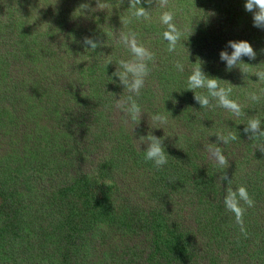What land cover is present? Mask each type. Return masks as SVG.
Wrapping results in <instances>:
<instances>
[{"label": "rangeland", "instance_id": "374dc122", "mask_svg": "<svg viewBox=\"0 0 264 264\" xmlns=\"http://www.w3.org/2000/svg\"><path fill=\"white\" fill-rule=\"evenodd\" d=\"M236 1L238 0H188L183 8L178 9V13H183L184 22L176 24L181 29L186 27L189 32L192 31L190 24L195 18V14L199 15L198 12H195L198 9L210 17L211 22L207 29L219 31V33L217 32L218 37L211 36V40L215 42L208 41L207 46L211 44L217 45L219 48L226 46L227 43L220 40L221 38L225 39L228 35H232L234 41H248L252 46L255 41L264 42V29L254 27L252 16L245 11L246 0H243L239 5L235 3ZM101 2L107 4L103 10L97 7V0H0V51L5 53L8 46L15 47L18 51L20 47L21 53L26 57L22 63H19L18 60L11 63L10 70L13 80L6 90L7 93L0 89V140L5 142L4 140L10 139V137L16 140L19 136L28 140L29 135L32 134L35 137V150L40 138V130L37 126L43 127L56 120V112L52 113V110L58 108V96L66 97L69 89L72 93L68 102L59 111L64 112L69 105L74 104L71 111L68 112L71 120L68 123L67 133L68 137L73 139V144L62 146L59 152L47 149L43 152V156L36 157L32 162H23L21 153L19 162L23 163L22 167L28 169L31 175H35L34 184L37 185L35 191L38 198L30 210H27L29 206H26L25 210L16 208L7 210L10 215L17 212L15 222L23 219L24 226L28 230L36 232L38 235L44 234L43 238L46 241L51 239L47 235L52 234V226L56 228L60 225V211L62 209L65 211V208L71 204L76 208V212L86 204L92 207L95 200L101 207L109 210L120 211L122 207H125L126 203H123L120 198L117 187L121 175H125L124 181L128 184L127 188L129 189L145 191L146 188H150L155 191L161 186V193L158 194L157 201L160 203L169 202L176 210L182 205L176 200L180 197L182 186L175 185V183L187 182L186 186H193L190 184L193 180H198L199 176L205 177L206 184L203 185L205 194L209 193L208 185H212L218 194L225 196L229 186L228 181L225 180L222 184L219 180L217 183L214 175L219 179L220 176L226 174L231 180V164L228 160L229 155H225L228 153V149L223 148L222 142L218 143L216 135H227L228 133L240 135L239 132L244 131L248 120L253 117L258 118L261 121V127L264 128V96L258 102L248 99L249 92H258L259 89L264 88V81H258V77L251 74H249V80L239 79L238 82H234L233 79L230 85L232 88V92L229 94L232 96L231 99L241 106L239 117H235L224 108L219 110L217 106L214 107L217 108L215 112H212L214 114H211V123L203 129L195 130L193 127L180 125L175 120H173L175 124L170 132H167L166 127L169 126L168 121L166 125H154V127L163 128L151 127L149 115L164 113L163 115L170 118L173 115V110L176 113V108H179L175 107L177 101L180 100L179 96L175 95V98L172 95L167 96L164 87L174 92L175 87L181 84L182 79L185 78L183 73L188 66L189 56L167 51L168 44L163 39L166 26L161 23L158 16L162 12L153 10L155 4L149 6L146 0H142V5L146 8L150 7L152 10L148 20H137L131 16L130 0H101ZM197 2L199 4L194 6ZM201 3L204 4L203 7H200ZM82 4H87L88 8L80 9ZM228 12H230L228 20L223 23L222 17L226 16ZM190 13L193 14L190 15ZM125 18L130 20L127 25L122 24V20ZM120 31L135 32L138 42L155 56V63L149 62L150 74L146 77L145 86L141 89L139 96L124 90L118 77L113 76L111 82L104 77L105 71L107 73L116 71L117 63L121 59H132L130 50L118 39ZM215 32L210 31L209 33ZM193 35L192 32L188 37L190 44L196 47L192 62H195L196 58H202L205 62L207 58H212L214 55L218 57L216 53L219 50H216L215 47H211L207 55L202 52L200 49L204 46L202 40L198 42L200 46L197 44L194 46L196 40ZM86 36L98 40L102 46L95 51L86 50L83 44ZM256 52L255 60L243 58L244 63L253 65L250 73L264 70V44L261 45V48L258 47ZM177 60L184 65L183 72L174 67ZM33 63H35L34 66ZM101 69L102 71H100ZM93 71L101 83L94 81ZM234 74L238 75L235 78H241L240 74L242 73L238 68ZM214 78L219 79L218 82L222 87H224L223 83L225 81L227 83L228 80L225 78L223 81V78L218 74ZM245 80L248 81L246 85H244ZM76 81L82 90L78 89L79 91L74 92L71 89L75 86ZM0 87L2 88L1 84ZM68 87L69 89H62ZM41 92L47 94L44 97V100L47 98L44 104L45 108H42L38 117L32 120L30 119L32 114L27 111L26 103L31 100L27 99L26 95L27 93ZM129 95L133 96L143 113L141 118L135 122L130 120L125 122V117L115 107L118 99L124 100ZM173 106L174 109H172ZM27 120H31V122ZM97 120L104 122L103 125L97 128L87 125L90 122H97ZM11 122L16 123L20 132L17 133L16 129L11 126ZM108 126H112L114 133H120V135L118 138L113 136L106 140L107 145L102 136L108 131ZM62 128L65 130L64 125ZM212 129H216L218 132L214 133ZM192 131L197 133L196 136L194 135L195 142L193 143H191L193 140L190 142L189 139L185 140L186 134ZM76 132L84 133L82 134V144H79ZM149 132L164 140L165 151H168L167 155L170 150L167 148H171V155H173L171 162L175 164V168L170 167L168 162L166 166L164 165L168 171L164 170V167L157 169L154 162L145 160V153L142 158V149L147 145L141 144L138 140L141 136H147ZM136 133L140 137H136ZM199 133H202L201 136ZM86 136L97 140L95 148L92 147L91 141H88ZM199 137H203L206 143L202 144ZM209 144L221 148L228 160V166L221 168L210 158L209 153L205 150V146ZM18 145L21 146V144ZM105 146H107L106 154L112 150L113 160L108 161L103 157ZM2 152L0 151V155ZM248 153L252 154L253 151L250 149ZM254 157H256L255 154ZM258 158L262 161L263 154ZM139 159H142L143 162ZM43 163L45 165L37 167ZM5 171L7 172L6 168ZM87 175L97 176L99 182L95 184L83 182V178ZM69 180H72L73 183L82 181L76 186L75 193L71 190L73 187L68 191L64 190V188L67 189ZM148 181L152 182L151 186L147 185ZM104 183L110 185L112 189L105 191ZM245 184L235 185L232 179L230 186L235 190ZM261 187L262 194L254 193L251 196L255 201L254 207L247 208L241 202L246 210L257 209L258 212L260 211L258 207L264 203V196H261L264 195V184ZM167 188H172L174 200L163 199ZM219 188L220 190H218ZM104 192H107L105 196L99 194ZM87 193L90 196V203L85 202L87 198L84 195ZM97 194L99 196H96ZM259 197L260 200L257 203L256 199ZM246 212L243 217L244 223L251 226L255 215ZM3 214L5 215L6 211ZM232 219L230 225L236 223L234 216ZM262 219L259 216L256 222H260ZM35 246L37 251L40 250L38 245Z\"/></svg>", "mask_w": 264, "mask_h": 264}, {"label": "trees", "instance_id": "16d2710c", "mask_svg": "<svg viewBox=\"0 0 264 264\" xmlns=\"http://www.w3.org/2000/svg\"><path fill=\"white\" fill-rule=\"evenodd\" d=\"M187 1L169 0L168 9L155 8L156 6L153 5V10L156 12L158 10L161 12L165 10L174 11V22L183 23V13H178V9L183 8ZM242 2L243 0H238L235 3L239 5ZM198 4L197 2L194 6ZM203 5L201 3L200 7H203ZM195 12H198L199 15L195 14V18L190 24L194 34L193 38L196 40L194 46L196 44L199 45L198 42L202 40L204 45L203 48L200 47L202 52L207 55L210 48L215 47L216 50H219L216 53L218 57L214 55L212 58H207L205 62L202 58H196L195 62H192L196 47H193L189 42L188 34L191 31L182 36L174 53L189 56V62L185 68V73H183L185 78L182 79L179 86L175 87L174 92L164 87L167 96L172 95L174 97L178 95L180 98L175 104V107H179L176 108V113L173 110V115L170 118L167 117L169 123V126H166L167 132H170L175 122L180 125L190 126V128L193 127L195 130L197 128L203 129L207 124L211 123V114H214L212 112H215L217 108H202L194 100V93L187 88L186 77L197 66L193 64L198 60L202 64L203 71L210 77H216V74H218L223 78V81H225V78L228 79L227 83L226 81L223 83L224 88L230 87L233 79L234 82H238L239 79L249 80V75L245 77L244 74H240L241 78H235L238 76L234 74L237 68L233 69V71L226 70L225 63L219 57V53L226 46L224 45L221 48L214 44L207 46V42L212 41L211 36L218 37L219 31L217 33L207 29L211 22L210 17L198 9ZM229 13L222 17L223 23L227 22ZM250 15L252 16L251 13ZM158 16L160 17V14ZM177 26L179 27V25ZM210 31L215 33H209ZM232 40L233 36L228 35L225 39L221 38L220 41L228 43V41ZM262 44H264L263 41H255L253 43L254 50L256 51L258 47L261 48ZM20 49L19 47L17 51L15 47L8 46L5 53L0 51V84L2 85L0 89H3L6 93L13 80V74L10 70L11 63L15 60L22 63L26 59ZM228 51L231 52L232 50L228 49ZM34 64L32 65L34 66ZM245 67L250 72L253 65ZM96 75L93 71L94 81L100 82L97 80L98 77ZM104 77L111 82L113 71L108 73L105 71ZM246 80L244 85L248 84ZM62 89H69V87ZM78 89L82 90V87L76 81L75 86L71 90L76 92L79 91ZM195 91L206 94L205 89H196ZM66 95V97L58 96V108L52 110V113L56 112L57 119L43 127L37 126L40 130V138L35 150V137L32 134L29 135L28 140L20 136L16 139L17 141L12 137L5 139V142L0 140V151H3L2 155H0V264H264V203L259 205V212L257 209L254 211H251V209L246 210V213H253L255 219L253 218L254 222L251 226L244 223L248 233L245 238L240 232V225L237 223L230 225L234 214L226 210L224 205L225 196L218 194L212 185H208L209 193H204L203 185L205 186L206 184L204 176H199L198 180H193L190 184L193 186H186L187 182L175 183V185L182 186V190L179 193L180 197L176 198L182 204L178 210L169 202L160 203L157 201V196L161 193V186L155 191L150 188H146L145 191L129 189L127 188L128 184L124 181L125 175H121L119 183L117 182V187L119 188V196L126 205L120 211L103 208L96 200L92 207L86 204L77 212L76 208L71 204L65 208V211L63 209L60 211V225L56 227L57 229L52 226V234L47 235L51 237L50 241H46L43 238V236L45 237L44 234L38 235L36 232L28 230L24 226L23 219L15 222L17 212H13L10 215L7 210L13 208L25 210L26 206H29L27 210H30L38 198L35 191V186L37 185L34 184L35 175H31L28 169L22 167L23 163L19 162L21 153L23 162H32L36 157L43 156V152L47 149L59 152L62 146L73 144V139L69 138L67 133L68 123L71 120L68 112L71 111V107L74 104L69 105L64 112L59 111L72 95L70 89ZM46 96L47 94L43 92L27 93V99L31 100L26 102L28 105L27 111L32 114L30 119L34 120L37 118L42 108H45L44 104L47 98L44 100V97ZM229 98L231 99L232 96L229 95ZM212 103L215 105L216 101H212ZM172 109H174V106ZM218 109L222 110V107H218ZM206 119L208 121H205ZM27 121L31 122V120ZM103 123L97 120V122H90L87 125L97 128ZM55 124L56 126H54ZM63 125L65 130L62 128ZM11 126L16 129L17 133L20 132L16 123L11 122ZM107 130L102 136L104 139H102L108 145L106 140L113 136L118 138L120 133L115 134L112 126H108ZM212 130L214 133L218 132L216 129ZM239 133L240 135L238 133L235 134L237 137L235 141L223 145V148L228 149V153H225V155H229L231 180L233 179L235 185L246 183L245 187L250 196L254 193L260 195L263 192L261 185L264 184V152L256 148L258 141L250 140L248 134L244 131ZM75 134L79 139V144H82V134L84 133L79 134L76 132ZM201 134L199 133V136ZM194 135H197L196 131L187 133L185 140L189 139V142L192 141ZM136 137L140 136L136 133ZM86 139L91 141L92 147H96V139L91 136H86ZM199 140L202 141V144L206 143L203 137H199ZM193 142L195 140L191 143ZM18 144H21V146ZM106 147L104 148L103 157L108 161L113 160L112 150H109L108 154H106ZM146 148L142 149V158ZM250 149L253 151L252 154L248 153ZM167 150H169L168 162L170 167L175 168V164L171 162V159H173L171 148L168 147ZM165 152L168 154V151ZM254 154L256 157H254ZM262 154L263 158L261 161L258 156L260 157ZM248 155L249 157H247ZM258 164L260 165L258 166ZM40 165H45V163L39 164L37 167ZM165 166H163L164 170L168 171ZM40 178L42 179V176ZM214 178L219 183L216 175H214ZM31 179L33 180L31 181ZM81 182L75 181L73 183L72 180H69L67 189L64 188V190L68 191L73 187L71 190L75 193L77 190L76 186ZM83 182L95 184L99 182V179L97 176L87 175V177L83 178ZM220 182L223 184V181ZM104 185L105 191L112 189L110 185L105 183ZM147 185L151 186L152 182L148 181ZM88 193L84 195L87 198L85 202L90 203ZM106 193L99 194L105 196ZM173 193L172 188H167L163 199L171 198V200H174L172 198ZM99 194L96 196H99ZM259 200L260 197L256 199V202L259 203ZM4 211H6L5 215L3 214ZM259 216L263 219L260 222H256ZM35 245H38L40 250L37 251Z\"/></svg>", "mask_w": 264, "mask_h": 264}, {"label": "clouds", "instance_id": "9594fccd", "mask_svg": "<svg viewBox=\"0 0 264 264\" xmlns=\"http://www.w3.org/2000/svg\"><path fill=\"white\" fill-rule=\"evenodd\" d=\"M149 6L155 4V8L168 9L169 0H146ZM97 7L101 10L107 7L106 3H102L101 0H97ZM87 4H82L80 9H87ZM245 11L252 14L253 26L264 29V0H246L244 4ZM131 16L137 20H148L151 14V8L142 6V0H130ZM160 21L166 26V30L163 32V39L167 41V51L174 53L177 50V45L181 41L182 36L189 32L188 28L181 29L177 26L175 20V12L171 10H165L160 15ZM130 23V20L125 18L122 20L123 25ZM193 31L190 32V35ZM189 35V36H190ZM188 36V37H189ZM119 41L130 50L132 59L124 60L121 59L117 65L116 71L113 76L119 78L120 84L129 93L140 95L141 89L145 86L146 77L150 74L149 62L155 63L154 54L146 48L143 44L137 40V34L135 32L120 31L118 34ZM83 44L86 50L95 51L98 47L102 46L101 42L92 38L84 37ZM228 49L232 51L229 52ZM220 60L225 63L226 70L231 71L232 69L238 68L242 74L247 77L249 74L258 77V81H264V70H259L254 73H250L248 68L249 65L243 62V58L247 57L249 60H255L257 52L248 41H228L226 48L219 53ZM197 65L191 70V74L187 77V88L194 92V100L202 107H222L228 112L232 113L235 117L241 115V106L236 101L229 98V94L232 92V88H224L218 82V78L210 77L203 69L202 64L198 60L195 64ZM174 67L180 71H184V65L177 60ZM196 89H205L206 94L197 93ZM264 96V88L259 89L258 92H249L248 99L254 102H258L261 97ZM212 101H216L213 105ZM116 109L123 114L125 122L129 120L135 122L142 116V109L140 105L133 99L132 95H129L126 99H118L115 105ZM150 125L153 128L154 125H166L167 116L163 114L149 115ZM244 132L248 134L250 140L258 141L256 148L261 152H264V128L261 127V121L258 118H250L244 128ZM218 143L222 142L224 145L229 144L237 139L235 134L228 133L217 134ZM141 144L147 145L145 152V160L154 162V166L157 169L162 168L168 162V155L165 152L164 140L151 132L147 136H141L138 140ZM205 150L209 153L210 158L213 159L216 164L224 168L228 166V160L223 154L220 147L209 144L205 146ZM220 181H228V188L224 197V205L227 211L234 214L235 222L240 225V232L245 236H248L247 230L244 227V213L247 208L255 206L254 199L249 195L248 190L245 186H239L233 190L230 186L232 180H229L226 174H223L219 178Z\"/></svg>", "mask_w": 264, "mask_h": 264}]
</instances>
